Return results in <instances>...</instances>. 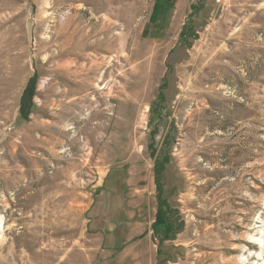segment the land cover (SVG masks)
Segmentation results:
<instances>
[{
    "label": "rangeland",
    "instance_id": "rangeland-1",
    "mask_svg": "<svg viewBox=\"0 0 264 264\" xmlns=\"http://www.w3.org/2000/svg\"><path fill=\"white\" fill-rule=\"evenodd\" d=\"M241 257L264 264V0H0V264Z\"/></svg>",
    "mask_w": 264,
    "mask_h": 264
},
{
    "label": "bare ground",
    "instance_id": "bare-ground-1",
    "mask_svg": "<svg viewBox=\"0 0 264 264\" xmlns=\"http://www.w3.org/2000/svg\"><path fill=\"white\" fill-rule=\"evenodd\" d=\"M72 18H73V16H72ZM71 22H73V19H71L64 26V28L67 31H69L71 24L73 25V23H71ZM66 30H62L63 32L60 31V33L61 32L64 34L69 33V32H65ZM76 31H77V28L73 29L72 33L69 35V38L65 37L64 41L60 45L61 51L59 53L56 52L58 54L55 53V55L53 54L54 56L52 57L54 59L53 61L57 62V65H55V68L53 69V74H54V76L58 77L60 79L61 83H63V84L65 81H68L70 83L72 80L71 77H75L79 74L77 72L78 66L75 65L76 64L75 62L82 60V58H84V53H86L90 48L93 47L91 44L88 43L87 36H80V35L78 36ZM73 58L76 59L75 62H74ZM81 71H86V70L82 68ZM151 85H152V82L149 85H147V88H144V90H143L144 92L142 94L143 98L149 97ZM145 91H146V94H145ZM255 241H257V240H255ZM258 242L261 243V240H259ZM234 249H235V247H234ZM212 257H213V255H212ZM258 257H260V254L258 255ZM247 261H248V259H246L245 257H241L237 261H234V263L245 264ZM200 262H201V260L198 261V264Z\"/></svg>",
    "mask_w": 264,
    "mask_h": 264
},
{
    "label": "trees",
    "instance_id": "trees-1",
    "mask_svg": "<svg viewBox=\"0 0 264 264\" xmlns=\"http://www.w3.org/2000/svg\"><path fill=\"white\" fill-rule=\"evenodd\" d=\"M156 176H159L158 173L156 174Z\"/></svg>",
    "mask_w": 264,
    "mask_h": 264
}]
</instances>
